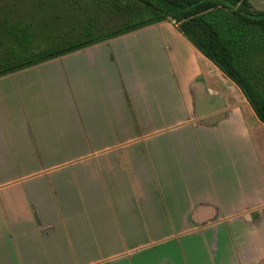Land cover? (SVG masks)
I'll return each instance as SVG.
<instances>
[{"label": "crops", "instance_id": "0c3cea01", "mask_svg": "<svg viewBox=\"0 0 264 264\" xmlns=\"http://www.w3.org/2000/svg\"><path fill=\"white\" fill-rule=\"evenodd\" d=\"M0 264H264V123L172 21L1 75Z\"/></svg>", "mask_w": 264, "mask_h": 264}, {"label": "trees", "instance_id": "16d2710c", "mask_svg": "<svg viewBox=\"0 0 264 264\" xmlns=\"http://www.w3.org/2000/svg\"><path fill=\"white\" fill-rule=\"evenodd\" d=\"M137 1L143 4L138 14L148 12L147 19L62 48L33 51L31 32L15 28L9 45L0 56V76L168 18L238 86L258 119L264 123V93L261 89L264 79V10L254 8L249 0Z\"/></svg>", "mask_w": 264, "mask_h": 264}, {"label": "rangeland", "instance_id": "374dc122", "mask_svg": "<svg viewBox=\"0 0 264 264\" xmlns=\"http://www.w3.org/2000/svg\"><path fill=\"white\" fill-rule=\"evenodd\" d=\"M249 1L264 10V0ZM142 6L137 0H0V56L17 27L31 32L33 51L62 48L147 19L148 12L138 14Z\"/></svg>", "mask_w": 264, "mask_h": 264}, {"label": "water", "instance_id": "95a60500", "mask_svg": "<svg viewBox=\"0 0 264 264\" xmlns=\"http://www.w3.org/2000/svg\"><path fill=\"white\" fill-rule=\"evenodd\" d=\"M163 20H165V21H167V22H170L171 20L170 19H168V18H165V19H163ZM173 22V21H172ZM184 37L191 43V44H193L189 39H188V37L187 36H185L184 35ZM194 45V44H193ZM67 53V52H66ZM65 54V53H64ZM60 55H63V54H60ZM60 55H58V56H60ZM55 57H57V56H55ZM53 58V57H52ZM50 59V58H49ZM11 73V72H10ZM7 74H9V73H7Z\"/></svg>", "mask_w": 264, "mask_h": 264}]
</instances>
